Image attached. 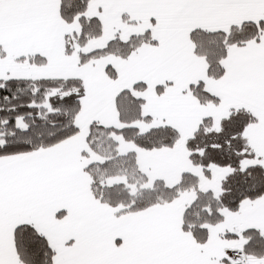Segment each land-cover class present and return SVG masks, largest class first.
Here are the masks:
<instances>
[{
	"label": "snow or ice",
	"instance_id": "snow-or-ice-1",
	"mask_svg": "<svg viewBox=\"0 0 264 264\" xmlns=\"http://www.w3.org/2000/svg\"><path fill=\"white\" fill-rule=\"evenodd\" d=\"M0 264H264V0H0Z\"/></svg>",
	"mask_w": 264,
	"mask_h": 264
}]
</instances>
